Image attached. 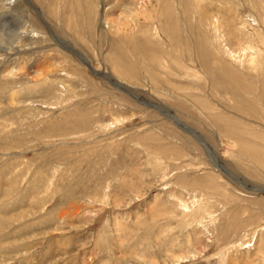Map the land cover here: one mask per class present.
Wrapping results in <instances>:
<instances>
[{"label": "rangeland", "instance_id": "rangeland-1", "mask_svg": "<svg viewBox=\"0 0 264 264\" xmlns=\"http://www.w3.org/2000/svg\"><path fill=\"white\" fill-rule=\"evenodd\" d=\"M0 264H264V0H0Z\"/></svg>", "mask_w": 264, "mask_h": 264}, {"label": "bare ground", "instance_id": "bare-ground-1", "mask_svg": "<svg viewBox=\"0 0 264 264\" xmlns=\"http://www.w3.org/2000/svg\"><path fill=\"white\" fill-rule=\"evenodd\" d=\"M155 8H156V5H155ZM151 9H153V8H151ZM127 23V22H126ZM136 26H137V24H136ZM133 27H135V24L133 23ZM9 41V40H8ZM124 64V63H123ZM118 68L120 69V71H124V72H127L128 70H127V67H125L124 69L125 70H123V68H122V66H118ZM19 70V74H22V72H21V70L22 69H18ZM129 72V71H128ZM11 73V72H10ZM24 73V72H23ZM13 75H15V73H12ZM27 74V73H26ZM38 81H40V80H38ZM117 85L120 87V88H122V89H126V88H124L120 83H117ZM127 90V89H126ZM127 91H129V90H127ZM130 92V91H129ZM163 109V108H162ZM167 116H168V118H170L171 120H173L180 128H183V129H187V131H189L191 134H193L195 137H200L199 135H197L194 131H192V130H190L188 127H186L184 124H182V122L178 119V118H176V116H174V115H171V113H169L168 111H167ZM198 140V139H197ZM199 141V140H198ZM200 142L201 143H203V141L202 140H200ZM205 148H206V150L209 152V153H211V155H213L212 157H215L214 155V152L210 149V147H208L206 144H205ZM211 150V151H210ZM217 160V159H216ZM219 160V159H218ZM214 161H215V159H214ZM217 163V162H216ZM217 168V167H216ZM224 172V171H223ZM184 205V204H183Z\"/></svg>", "mask_w": 264, "mask_h": 264}]
</instances>
